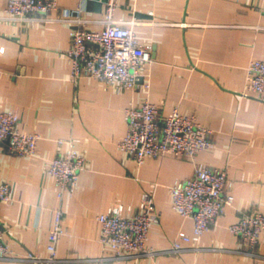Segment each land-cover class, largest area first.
<instances>
[{
    "label": "crops",
    "instance_id": "0c3cea01",
    "mask_svg": "<svg viewBox=\"0 0 264 264\" xmlns=\"http://www.w3.org/2000/svg\"><path fill=\"white\" fill-rule=\"evenodd\" d=\"M79 0H56L45 18H10L0 0V110H16L21 126L38 131L33 155L0 149V181L9 182L15 202L0 201V224L18 255L46 256L48 234L58 206L47 168L66 147L60 137L74 136L86 157L72 195L62 199L67 233L56 242L58 261L50 264H264V244L255 255L227 230L241 213L264 216V92L243 96L244 67L264 59V0H115L113 18L133 17L139 43L151 46L144 77L122 88L90 76L74 80L66 51L72 22L59 18L61 7ZM106 0H86L82 26L101 30ZM148 81L145 88L143 81ZM146 96L164 115L172 108L193 113L209 127L212 144L193 158L146 155L139 165L117 146L124 133L122 110ZM195 165L222 166L232 181L230 206L218 215L198 243L175 254L113 258L99 242L96 217L113 203L134 206L147 191L159 213L145 245L167 247L179 230L192 233V221L169 207L167 186L192 174ZM195 247V248H194ZM0 264H39L0 259Z\"/></svg>",
    "mask_w": 264,
    "mask_h": 264
},
{
    "label": "built area",
    "instance_id": "2783aa9c",
    "mask_svg": "<svg viewBox=\"0 0 264 264\" xmlns=\"http://www.w3.org/2000/svg\"><path fill=\"white\" fill-rule=\"evenodd\" d=\"M56 0H6L4 14L10 18H45L57 8ZM115 0H106L104 25L101 30L82 26L86 0H79L73 7H61L59 18L72 22L69 30L70 44L66 54L70 60V76L76 80L90 76L116 87H134L139 77H144L139 67L150 60L151 46L139 43L131 28L133 17L127 20L113 18ZM145 88L148 81H143ZM264 92V59L251 58L244 67V82L240 94L260 96ZM125 128L117 146L130 154L136 165L146 155H183L193 158L202 148L212 144L210 128L199 122L193 113L183 114L172 108L164 115L157 114V106L144 96L139 104L125 106L122 110ZM38 131L24 129L16 110H0V149L3 145L14 154L33 155ZM58 146L66 147L49 160L48 172L53 178L59 204L54 208V221L48 234L47 255L34 252L15 253L4 238L6 228L0 224V259L31 261L50 264L58 261L56 242L67 233L62 224V199L75 191L78 174L86 168V157L77 149L74 136L60 137ZM222 166L195 165L192 174L175 179L168 186L169 207L183 218L192 221V233L179 230L169 245L153 249L145 245L148 228L158 222L159 213L154 209L151 195L142 191L137 203L124 205L113 203L97 215L100 225L99 242L112 249L113 258L125 259L155 254H175L183 245L195 246L203 231L220 215L233 200ZM0 201L15 202L12 188L7 181H0ZM227 230L242 246L238 252L255 255L254 247L264 244V216L258 211L241 213ZM195 248V247H194Z\"/></svg>",
    "mask_w": 264,
    "mask_h": 264
},
{
    "label": "water",
    "instance_id": "95a60500",
    "mask_svg": "<svg viewBox=\"0 0 264 264\" xmlns=\"http://www.w3.org/2000/svg\"><path fill=\"white\" fill-rule=\"evenodd\" d=\"M139 79H141V77H139Z\"/></svg>",
    "mask_w": 264,
    "mask_h": 264
}]
</instances>
